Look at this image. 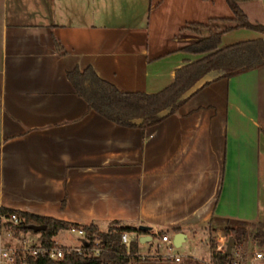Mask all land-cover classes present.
<instances>
[{"label": "crops", "instance_id": "crops-1", "mask_svg": "<svg viewBox=\"0 0 264 264\" xmlns=\"http://www.w3.org/2000/svg\"><path fill=\"white\" fill-rule=\"evenodd\" d=\"M232 16L227 0H0V205L184 241L214 216L264 222V64L135 126L90 108L68 77L92 66L124 91H159L203 56L182 49L188 26ZM240 29L220 45L264 38Z\"/></svg>", "mask_w": 264, "mask_h": 264}, {"label": "trees", "instance_id": "trees-1", "mask_svg": "<svg viewBox=\"0 0 264 264\" xmlns=\"http://www.w3.org/2000/svg\"><path fill=\"white\" fill-rule=\"evenodd\" d=\"M234 11L232 17H213L208 22H192L188 27H205L203 34L197 37L184 38L182 49L201 53L203 56L191 60L177 69L172 83L156 92L124 91L114 83L101 77L92 66L81 68L76 66L68 71V77L74 84L77 92L86 98L90 108L97 110L109 119L128 126L154 124L164 119L168 114L178 110L190 97L195 95L203 87L212 81L232 76L238 72L256 68L264 64V38H250L239 40L227 45H220L224 32L238 27H250L264 33V22L252 21L241 2L243 0H227ZM58 48L60 44L57 42ZM202 77L206 79L201 85L193 88L194 84ZM170 108V112L162 115L160 111ZM143 117V121L137 122L136 118ZM6 212H16L21 221L11 224L16 234L21 231L32 230L30 224H46L41 237L46 244L53 243V237L62 229L72 226H83L86 238L100 237L104 242V249L99 253L68 252L61 259H53L47 255L30 257L29 264H149L150 257L139 253V238L132 240L128 246L122 241L124 231L151 232L140 230L138 226L122 223L120 220L110 222L107 229L92 222L80 224L78 222L57 218L50 215L39 214L27 210L0 205ZM256 229L249 231V227ZM174 229L180 230L181 226ZM209 240L212 248L219 231H223L234 237L237 241L245 239L251 232L260 245L264 244V222L250 223L245 220L214 216L209 221ZM163 234V230L156 234ZM155 234V233H154ZM85 244L86 241H85ZM214 256V252H212ZM216 258L224 260L227 255L220 252ZM163 258L156 257L155 263L164 262ZM171 264L179 263L165 258ZM192 261V262H191ZM199 263L190 259L188 262ZM183 264V263H182Z\"/></svg>", "mask_w": 264, "mask_h": 264}, {"label": "built area", "instance_id": "built-area-1", "mask_svg": "<svg viewBox=\"0 0 264 264\" xmlns=\"http://www.w3.org/2000/svg\"><path fill=\"white\" fill-rule=\"evenodd\" d=\"M21 220V217L16 212H6L0 208V264H29L30 257L37 255H47L53 259H61L68 252L73 251L99 254L105 246L100 237L86 238L81 245L60 244L53 237V243L46 244L40 232H36L35 235L31 236H27L24 231L16 234L11 224L19 223ZM3 229H5L7 237L17 238L19 243L4 241ZM67 230L76 232L82 237L85 236L83 226H72ZM230 237L229 234L223 231L217 233L215 246L212 248L214 256H212L208 264H256L264 260V248H256L246 253L241 243L237 240L224 260L216 258V254L226 251ZM85 241L87 244H85ZM122 241L128 246L131 244L132 235L129 231L122 233ZM161 241L167 244V250L162 253L163 257L175 261L182 260V254L170 252V249L174 246L173 237L170 233H163Z\"/></svg>", "mask_w": 264, "mask_h": 264}, {"label": "rangeland", "instance_id": "rangeland-1", "mask_svg": "<svg viewBox=\"0 0 264 264\" xmlns=\"http://www.w3.org/2000/svg\"><path fill=\"white\" fill-rule=\"evenodd\" d=\"M243 6L249 18L252 21L264 22V0H251L249 3ZM242 28L243 29H240L239 31H234V32L235 33L240 32V31L249 32L250 30H255L250 27H242ZM231 30H234V29H231ZM204 31H205V27H199V29L195 30L194 27L191 26V27H188V29L184 31L185 32L184 34L192 36V37L193 36L197 37L203 34ZM249 228H250L249 231L256 229V227H253V226H250ZM25 234L27 236H31V235H35L36 232L29 230V231H26ZM160 235H162V233L154 234L153 235L154 238L146 242L145 244H141V242L139 241L140 242L139 252L143 256H147L151 258L150 259L151 261L149 262V264H158L154 262V260H156V257H161L163 258L161 260H165L164 262H160L159 264H171L170 261H167L165 257H163V255L160 254V253H164L167 250V246H165L164 244L160 245L159 243H157L159 241ZM3 238H4V241L19 243V240L17 238L7 237L5 229H3ZM54 239L60 244H64V245H81L83 243V239L81 235H79L76 232H71L67 229L60 230L57 234L54 235ZM239 242L241 243L242 248L246 253L256 248H259V249L264 248V244L260 245L257 239H255V237L253 236L251 232L248 234V236L245 239ZM170 252L174 254H182L183 256L181 262L174 263V264H182V263L183 264H208V262H210L212 259V252H213V249H212V246L209 240L208 226L204 230L197 231V232H191L187 240L184 241L182 245L172 246V248L170 249ZM190 259L198 260L199 263L195 261L193 263H190L188 262ZM256 264H264V260Z\"/></svg>", "mask_w": 264, "mask_h": 264}, {"label": "water", "instance_id": "water-1", "mask_svg": "<svg viewBox=\"0 0 264 264\" xmlns=\"http://www.w3.org/2000/svg\"><path fill=\"white\" fill-rule=\"evenodd\" d=\"M205 79H206V77H202V78H200V79L194 84V86L192 87V89L195 88V87H197L198 85H201L202 82H203ZM168 112H170V108H165V109H162V110L160 111V114L164 115V114H166V113H168ZM136 121H137V122H141V121H143V117H138V118H136ZM29 227H30L31 229L37 231V232H41L42 230H44V229L47 228V225H46V224H34V223H32V224L29 225ZM138 227H139L140 230H143V231H146V230H148V229H151V227H150L149 225H146V224H141V225H139ZM152 237H153V236H152L151 234H145V233H144V234H141V235L139 236V240H140L141 242H146V241L152 239ZM185 238H186V233L183 232V231H178V232L174 233V235H173V243H174V245H176V246H180V245H182V242L185 240ZM235 244H236V239H235L234 237L231 236L230 239H229V242H228V247H227V249H226V251H225V255H228V254L231 252L232 247H233Z\"/></svg>", "mask_w": 264, "mask_h": 264}]
</instances>
